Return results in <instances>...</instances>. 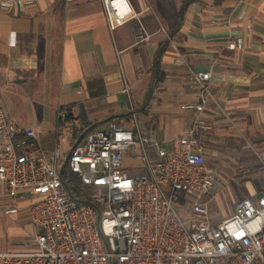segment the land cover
<instances>
[{"label": "crops", "instance_id": "obj_1", "mask_svg": "<svg viewBox=\"0 0 264 264\" xmlns=\"http://www.w3.org/2000/svg\"><path fill=\"white\" fill-rule=\"evenodd\" d=\"M106 1L22 0L0 10L4 113L33 129L46 156L55 146L59 106L72 107L84 131L107 130L115 122L171 149L193 118L198 89L187 75L209 71L211 96L199 139V151L215 171L205 196L208 212L216 194L235 205L264 195V182L254 181L264 172V0H128L132 15L123 22L111 16ZM143 30L148 36L139 41ZM237 39L239 47L228 46ZM65 139V153L59 139L60 160L77 140ZM140 153L133 145L124 154L129 175L145 171ZM147 153L154 157L150 147ZM227 173L247 175V196H229L232 186L218 179ZM32 200L26 193L12 197L0 184V252L35 248ZM23 232L31 245L11 246ZM2 233L9 235L5 242Z\"/></svg>", "mask_w": 264, "mask_h": 264}, {"label": "built area", "instance_id": "obj_2", "mask_svg": "<svg viewBox=\"0 0 264 264\" xmlns=\"http://www.w3.org/2000/svg\"><path fill=\"white\" fill-rule=\"evenodd\" d=\"M21 1L0 0V10ZM106 5L117 22L132 15L128 0ZM147 36L143 30L137 38ZM240 44L237 39L228 46ZM176 62L185 60L178 56ZM209 79V71H189L187 82L198 89L193 118L171 149L115 122L107 130L84 131L76 111L59 106L55 146L46 156L33 129L20 127L0 106V184L12 197L33 198L28 214L38 226L35 248L0 252V264H264V195L242 198L218 223L206 206L215 171L206 165L199 139L206 128ZM77 132L83 134L79 139ZM65 138L77 140L60 160L59 139ZM133 145H140L146 169L129 175L122 162ZM65 163L78 177L82 201L60 178ZM182 197L184 206L175 207Z\"/></svg>", "mask_w": 264, "mask_h": 264}, {"label": "rangeland", "instance_id": "obj_3", "mask_svg": "<svg viewBox=\"0 0 264 264\" xmlns=\"http://www.w3.org/2000/svg\"><path fill=\"white\" fill-rule=\"evenodd\" d=\"M67 137V136H66ZM61 145V152L65 153V149L67 148V141L66 139L60 141ZM247 177L244 173H227V174H219L218 179L223 180L225 182H228L230 184L231 189L229 190L230 195H237V196H247V192L244 187H242V184L244 182V179ZM254 181L255 183L264 182V172L261 174L254 175ZM226 194L228 191H224ZM184 199L180 198L179 200L173 201V204L175 207L180 208L184 206ZM241 200V199H240ZM254 200V199H253ZM235 203L233 200H231L230 197H223L216 194V196H213L211 201L209 202V210L211 214V218L213 221H220L223 218H226L230 216L234 210H235ZM36 230H38V226L35 225ZM2 240L5 242L8 240L9 235L3 234L1 235ZM32 238L29 237V235L26 232H23L22 234L18 235L16 239H13L11 241V246H13L16 249H24L25 246L28 244L31 245Z\"/></svg>", "mask_w": 264, "mask_h": 264}, {"label": "trees", "instance_id": "obj_4", "mask_svg": "<svg viewBox=\"0 0 264 264\" xmlns=\"http://www.w3.org/2000/svg\"><path fill=\"white\" fill-rule=\"evenodd\" d=\"M192 0H186L185 3L190 2ZM60 178L67 188V190L71 193V195L75 198H80L77 187H78V177L72 173L67 165V163L63 164L60 169ZM82 201L83 199L80 198Z\"/></svg>", "mask_w": 264, "mask_h": 264}]
</instances>
